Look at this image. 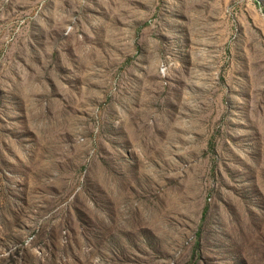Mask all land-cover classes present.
<instances>
[{"label":"rangeland","instance_id":"obj_1","mask_svg":"<svg viewBox=\"0 0 264 264\" xmlns=\"http://www.w3.org/2000/svg\"><path fill=\"white\" fill-rule=\"evenodd\" d=\"M0 264H264V0H0Z\"/></svg>","mask_w":264,"mask_h":264}]
</instances>
